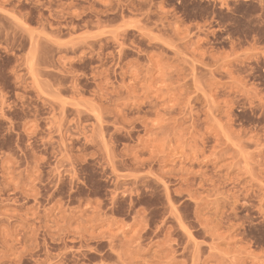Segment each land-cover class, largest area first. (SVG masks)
<instances>
[{
  "label": "rangeland",
  "instance_id": "obj_1",
  "mask_svg": "<svg viewBox=\"0 0 264 264\" xmlns=\"http://www.w3.org/2000/svg\"><path fill=\"white\" fill-rule=\"evenodd\" d=\"M0 264H264V0H0Z\"/></svg>",
  "mask_w": 264,
  "mask_h": 264
}]
</instances>
